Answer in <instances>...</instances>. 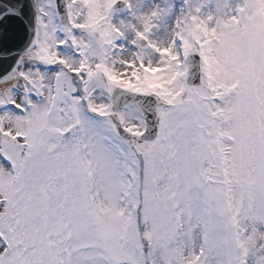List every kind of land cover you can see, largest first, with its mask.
<instances>
[{"label":"snow or ice","instance_id":"snow-or-ice-1","mask_svg":"<svg viewBox=\"0 0 264 264\" xmlns=\"http://www.w3.org/2000/svg\"><path fill=\"white\" fill-rule=\"evenodd\" d=\"M0 264H264V0H0Z\"/></svg>","mask_w":264,"mask_h":264}]
</instances>
